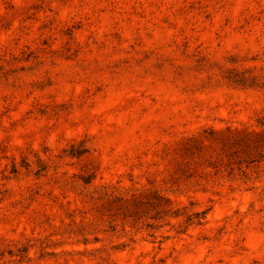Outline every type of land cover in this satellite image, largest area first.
I'll use <instances>...</instances> for the list:
<instances>
[{"label":"rangeland","instance_id":"rangeland-1","mask_svg":"<svg viewBox=\"0 0 264 264\" xmlns=\"http://www.w3.org/2000/svg\"><path fill=\"white\" fill-rule=\"evenodd\" d=\"M262 124L264 0H0V264H264V163L168 155Z\"/></svg>","mask_w":264,"mask_h":264},{"label":"trees","instance_id":"trees-1","mask_svg":"<svg viewBox=\"0 0 264 264\" xmlns=\"http://www.w3.org/2000/svg\"><path fill=\"white\" fill-rule=\"evenodd\" d=\"M235 78L233 82L239 84H245L248 81L244 74L237 75ZM254 82L255 79L252 80V83ZM87 153L88 150L82 145L71 146L69 156L79 158ZM169 154L174 167L173 175H179L186 180L195 179L197 182H202L207 169L215 170V175L226 170L229 171L228 175H232L235 171L244 175L251 165L259 166L262 162L264 163V133H254L246 129H226L224 132L210 130L182 141L173 148L172 152L168 150ZM89 177L91 179V176ZM103 196L111 198L107 192H104ZM119 199L123 206L118 211L123 209L124 219L129 221V224H138L141 216L131 211V205L126 200ZM158 207H161V204H158ZM195 218L200 225V220L204 217H201V214H195ZM191 219H187V222ZM147 227L153 229L152 225Z\"/></svg>","mask_w":264,"mask_h":264}]
</instances>
